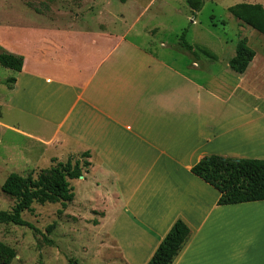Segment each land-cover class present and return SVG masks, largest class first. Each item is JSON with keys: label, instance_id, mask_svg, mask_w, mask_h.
Here are the masks:
<instances>
[{"label": "crops", "instance_id": "1", "mask_svg": "<svg viewBox=\"0 0 264 264\" xmlns=\"http://www.w3.org/2000/svg\"><path fill=\"white\" fill-rule=\"evenodd\" d=\"M238 39L225 59L207 48L212 69L71 18L0 27L23 57L9 105L35 120L39 145L89 152L123 264H146L177 219L191 234L172 264H264V200L218 205L190 171L209 155L264 159V58L231 70Z\"/></svg>", "mask_w": 264, "mask_h": 264}, {"label": "rangeland", "instance_id": "2", "mask_svg": "<svg viewBox=\"0 0 264 264\" xmlns=\"http://www.w3.org/2000/svg\"><path fill=\"white\" fill-rule=\"evenodd\" d=\"M203 1L201 10L194 12L187 0H0V27L20 26L45 17L71 18L94 27L124 31L133 41L143 45L150 42L151 51L171 52L185 62L200 59V66L212 69L220 67L205 63L212 57L203 53V47L225 59L230 44L246 38L259 58H264V36L239 24L227 10L239 2L251 1ZM184 29L185 39L200 57L183 53L178 38ZM15 75L16 71L0 66V211L6 212L11 211L14 199L1 191V185L10 173L36 178L59 161L83 160L80 153L60 154L53 146H41L27 136L39 134L38 126L33 118L8 103L13 82L7 79ZM260 91L264 94V88ZM90 171V167L83 169L82 178L69 180L74 199L64 209L60 202L33 203L30 211H24L22 218L32 228L0 223V242L16 252L10 264H123L103 226L106 202L96 193ZM116 235L120 236L118 232ZM4 259L0 254V264Z\"/></svg>", "mask_w": 264, "mask_h": 264}, {"label": "trees", "instance_id": "3", "mask_svg": "<svg viewBox=\"0 0 264 264\" xmlns=\"http://www.w3.org/2000/svg\"><path fill=\"white\" fill-rule=\"evenodd\" d=\"M192 11L201 10L203 0H187ZM231 15L242 24L251 27L264 36V7L260 3H237L227 8ZM186 29L178 38V44L191 51L192 45L185 39ZM203 53L210 55L207 48ZM255 56V51L248 45L246 38H239L235 46V55L229 60L231 70L243 73ZM0 66L19 72L23 66V57L15 55L0 46ZM7 81L15 82V78ZM82 162L68 158L57 162L45 175L33 178L31 174L23 177L10 173L1 185V191L14 199L11 211H0V223L17 226L32 225L22 218L24 211H30L33 203H61L64 209L74 199V192L69 180L82 176L83 169L91 165L89 152L81 153ZM191 173L214 187L219 192L218 205H229L264 200V159L230 158L209 155L194 164ZM62 210H59L61 213ZM191 234L188 226L177 219L162 238L153 255L146 264H172ZM0 254L5 259L2 264H10L15 257V250L0 242Z\"/></svg>", "mask_w": 264, "mask_h": 264}, {"label": "water", "instance_id": "4", "mask_svg": "<svg viewBox=\"0 0 264 264\" xmlns=\"http://www.w3.org/2000/svg\"><path fill=\"white\" fill-rule=\"evenodd\" d=\"M79 178H82V176H80Z\"/></svg>", "mask_w": 264, "mask_h": 264}]
</instances>
